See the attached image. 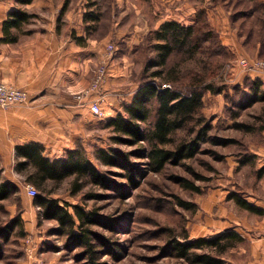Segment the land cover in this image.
Segmentation results:
<instances>
[{"label": "rangeland", "instance_id": "rangeland-1", "mask_svg": "<svg viewBox=\"0 0 264 264\" xmlns=\"http://www.w3.org/2000/svg\"><path fill=\"white\" fill-rule=\"evenodd\" d=\"M49 1L56 9L60 6L56 10L58 13L61 7L64 13H84L90 8L100 12L102 19L95 24L97 30L103 32L112 26L113 33L106 43L115 47L112 60L128 66L126 76L121 77L125 80L122 85H125L127 97L118 100V105L110 110L111 116L100 121L93 142L64 143L65 146L82 147L97 170L111 180L110 186L106 188L85 179L75 191L73 178H67L50 184L48 189L53 190V196L59 198L61 204H77L86 213L114 220L109 226L99 223L85 226L99 235L91 236L90 240L99 264H187L167 255L164 249L167 242L185 236L191 239L215 235L219 232L218 226L225 225L226 219L243 210L227 198L229 193L238 190L247 197L259 182L255 177L257 156L253 164L245 165L238 162V157L253 153L254 147L264 143V130H261L264 101L247 106L248 85L253 78L243 75L237 59L242 56L264 58V0H97L90 8L87 0ZM0 2L8 3V0ZM10 2L26 10L34 6L33 11L38 12L24 29L38 27L48 12L45 5L41 6L44 0H32L26 5L17 0ZM175 18L184 24H194L199 35H206L201 50L192 58L180 61V55L175 54L169 63L180 61L181 87L203 79L218 88L216 92H204L200 108L211 124L209 140L201 143L200 151L192 158L178 164L167 163L157 172L150 168L146 158L131 154L137 168L132 182L123 169L101 164L96 153L99 149L133 153L146 147V141L134 145L116 141L113 137L119 134L107 122L117 113L124 114V106L131 102L146 75L156 69H143L145 61L156 55L152 46L158 41L154 31L162 22ZM107 72L108 80L109 68ZM107 80L86 95L87 87L73 94L76 101H86L89 109L95 100L103 97L100 103L102 118L105 107L110 105L103 90ZM76 94L82 95L81 98L75 97ZM236 123L249 125L251 130L238 128ZM142 125L151 129L147 123ZM196 128L194 120L189 122L177 130L171 143L165 146L174 148L179 143L191 141ZM213 140L229 143L213 144ZM14 144L0 143V181L9 182L18 189L12 187L9 196L0 200V264H90L83 245L62 232L55 220L40 217L39 208L32 203L34 195L27 189L29 183L14 169ZM65 146L57 148L50 156L49 152L44 154L50 159L62 157L68 149ZM187 181L198 185L200 192L186 188ZM231 251L232 248L227 253Z\"/></svg>", "mask_w": 264, "mask_h": 264}, {"label": "trees", "instance_id": "trees-1", "mask_svg": "<svg viewBox=\"0 0 264 264\" xmlns=\"http://www.w3.org/2000/svg\"><path fill=\"white\" fill-rule=\"evenodd\" d=\"M31 1L17 0L21 5ZM86 3L90 8L97 3V0H87ZM34 17L35 13L28 12L24 8L16 7L10 10L3 21V40L16 42L19 34L24 32V26ZM83 19L84 22H92L85 26L87 32L89 29L94 31L98 28L95 24L100 22L102 14L90 8L83 13ZM154 34V38L158 40L152 45L156 55L145 61L143 69L146 71L150 68L156 69L146 75V80L138 87L131 102L124 106V114L117 113L107 122V125L112 126L113 130L119 134L113 137L116 141L130 145L146 141V147L139 148L133 153L120 149H110V151L99 149L96 153V158L101 164L123 169L132 182L137 168L130 158L131 154L146 158L150 168L157 172L167 163L178 164L183 159L192 158L200 151L201 143L209 140L211 129V124L200 112L203 94L206 90L212 92L218 90L211 82H205L203 79H197L196 83H191L188 87L179 85L181 82L178 70L180 61L190 59L197 54L201 50V43L206 40L204 37L206 35H199L194 24L166 20L160 24ZM150 38L152 39V35ZM80 39L83 38L79 37L77 40L81 41ZM262 45L264 46V41ZM175 54L180 55V61L169 63ZM164 84H169V87L163 86ZM248 89L250 93L247 106L257 101H264L263 81L252 79ZM193 120L197 126L193 130L194 138L189 142L179 143L174 148H167L165 145L171 143L172 135ZM144 123L149 124L151 129L143 127ZM236 125L238 128L244 127L248 131L251 130L249 125L243 123H236ZM261 130H264V126ZM213 142V144L220 142L224 145L229 143L226 140L222 142L213 140ZM44 150L43 143H16L14 169L23 177L24 182L36 188L37 193L32 197V203L39 208L40 217L55 220L62 232L86 248L85 255L89 257L90 264H99L96 262L97 251L90 243L91 236L99 237V235L85 226L98 223L109 226L114 223V220L100 218L93 215V212L86 213L77 204L67 202L61 204L59 198L53 196V190L48 188L50 184L59 183L67 178H73L75 191L81 188L85 179L108 188L111 180L97 170L82 147L68 149L64 156L53 159L47 158ZM255 156L254 152L240 155L238 162L241 165L253 164ZM262 176H264V165L255 170L256 179L259 180ZM185 186L200 192L199 186L190 181H187ZM12 187L18 190L9 182L0 181V200L9 196L13 190ZM227 198L234 200L235 204L244 210L258 215L264 213L263 209L250 203L238 190L231 191ZM186 205L189 207L190 204L186 203ZM101 240L105 244L108 243L104 238ZM241 240L242 236L237 231L227 229L213 236L191 239L185 236L182 239H172L167 242L164 249L167 255L182 259L187 264H226L224 257L227 251Z\"/></svg>", "mask_w": 264, "mask_h": 264}, {"label": "crops", "instance_id": "crops-1", "mask_svg": "<svg viewBox=\"0 0 264 264\" xmlns=\"http://www.w3.org/2000/svg\"><path fill=\"white\" fill-rule=\"evenodd\" d=\"M41 4L48 9L43 22L35 28H23L16 42H6L3 21L16 7L10 0L0 2V80L26 90L29 95L26 104L0 107V143H43L44 153L49 152L50 156L64 143L93 142L100 121L111 116L110 110L118 105V100L127 97L121 77L126 76L128 65H120L116 59L109 64L110 77L103 90L111 106L105 107L103 118L97 117L86 101H76L73 94L87 87L95 76V68L113 33L112 26L104 32H87L85 26L92 22H84L83 12L58 13L60 6L56 9L53 2L44 0ZM33 7H27V11L37 15ZM79 37L83 39L77 40ZM243 75L264 82V73ZM253 152L257 168L263 166L264 144L254 147ZM258 181L245 198L264 210V176ZM225 222L218 226V233L233 229L242 236L231 253H226V264H264V213L258 215L243 209Z\"/></svg>", "mask_w": 264, "mask_h": 264}, {"label": "built area", "instance_id": "built-area-1", "mask_svg": "<svg viewBox=\"0 0 264 264\" xmlns=\"http://www.w3.org/2000/svg\"><path fill=\"white\" fill-rule=\"evenodd\" d=\"M114 52V45L108 43L105 46L103 57L96 68L94 79L90 87H87V89L84 91V95L88 94L90 91H95L99 89L100 86H102V84L106 82L108 77L107 69L113 59ZM230 66L231 65H229V67ZM237 66L245 73H264V58H259L257 56H242L237 59ZM163 86L169 87V84H164ZM81 96L82 95L80 94L75 95V97L77 98H81ZM28 100L29 95L26 90L0 80L1 108L5 109L15 104H26ZM102 101L103 97H100L90 105L91 111L99 116L103 115V111L100 107V103ZM27 189L30 195H35L37 193L36 188L31 184L27 185Z\"/></svg>", "mask_w": 264, "mask_h": 264}]
</instances>
